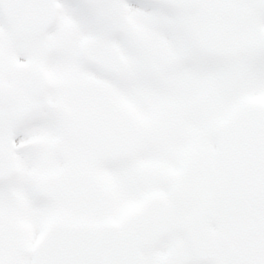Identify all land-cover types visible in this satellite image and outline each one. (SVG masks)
I'll use <instances>...</instances> for the list:
<instances>
[{
    "label": "snow or ice",
    "instance_id": "6c2138e0",
    "mask_svg": "<svg viewBox=\"0 0 264 264\" xmlns=\"http://www.w3.org/2000/svg\"><path fill=\"white\" fill-rule=\"evenodd\" d=\"M0 264H264V0H0Z\"/></svg>",
    "mask_w": 264,
    "mask_h": 264
}]
</instances>
